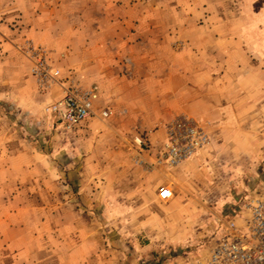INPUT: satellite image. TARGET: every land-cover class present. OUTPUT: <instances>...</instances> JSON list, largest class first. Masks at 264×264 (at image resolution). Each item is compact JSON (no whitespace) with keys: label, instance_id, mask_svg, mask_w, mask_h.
Wrapping results in <instances>:
<instances>
[{"label":"rangeland","instance_id":"374dc122","mask_svg":"<svg viewBox=\"0 0 264 264\" xmlns=\"http://www.w3.org/2000/svg\"><path fill=\"white\" fill-rule=\"evenodd\" d=\"M16 1L10 16L0 14L2 30L10 31V25L20 28L24 18L57 6L55 0ZM65 1L88 24L110 25L116 19L99 13L118 9L127 12L126 18H120L125 26L141 20L149 25L166 18L171 37L172 33L176 37L168 47L155 50L154 68L160 74L158 79L170 78L166 101L174 98L203 113L197 118L211 122V144L176 167L151 164L153 158L147 155L142 157L148 163L141 164L134 136L162 133L168 121L182 114L162 120L146 114L137 130L118 129L111 118L102 120L100 128L92 129L90 122L67 128L46 110L60 97L58 88L40 96L32 78L24 103L22 99L10 101L8 43L0 45V154L5 158L11 152L21 154L20 143H24L30 148L25 167L47 171L46 234L51 238L59 229L71 235L84 230L88 239L94 238L95 248L106 254V264H197L214 240L217 216L235 208L240 196L264 178V97L259 92L261 82L254 78L264 69V49L246 44L249 35L251 39L261 37L246 31L262 24L258 13L263 12L264 1L111 0L109 6L106 0ZM167 13L172 17H165ZM239 40L242 43L237 44ZM138 51L145 53L146 49ZM144 66L140 62L137 70ZM219 72L221 80H211ZM239 89L245 92L242 96L255 99L256 107L248 110L244 105L240 112L222 113L213 124L205 114L219 109L220 100L226 98L220 96L224 90ZM11 135L21 140L14 148L7 144ZM8 165L10 161L0 160V170ZM74 169L75 174L62 176L58 188L50 182L59 178H50L55 171ZM76 170L82 174L78 176ZM163 185L173 190L169 200L159 197ZM12 195L0 194V202ZM58 201L63 204L59 202L55 209ZM30 212L37 215L38 209ZM75 227L77 230L71 229Z\"/></svg>","mask_w":264,"mask_h":264},{"label":"crops","instance_id":"0c3cea01","mask_svg":"<svg viewBox=\"0 0 264 264\" xmlns=\"http://www.w3.org/2000/svg\"><path fill=\"white\" fill-rule=\"evenodd\" d=\"M106 2L108 6L111 5V0ZM13 3V0L12 4L10 0H0V14L10 16V10L16 6ZM55 3L57 6L50 12H46L49 14L37 13L33 18H24V26L22 24L21 30L10 25V31H5L2 30L4 23H0V45L5 47L10 43V101L16 102L22 99L24 103L25 97L30 94L31 78L35 82L30 74L27 58L16 47L17 43L28 37L52 50L53 58L62 67L64 74L75 76L86 86L99 85L100 98L96 102V114L79 124L86 125L90 122L91 128L95 129L103 126L102 120L107 121L111 118L109 120H113L118 129L137 130V127L143 126L146 114L153 113L155 120L175 117L178 114H189L195 118L203 115L196 109L180 105L172 97L166 101L170 78L164 76L158 79L160 74L154 68L157 62L153 59L156 49L165 48L168 42L176 37L175 33H172L171 37V26L167 25L169 21L166 18L162 21H151L152 24L149 25H147L148 22L144 23L141 20L138 24H131V27L130 24L128 26L121 24L123 21L120 18L127 17L124 9L111 10V12L100 10L103 11L99 13L102 16L116 20L110 25H98L93 22L88 24L79 20L80 11L72 10L74 7L69 9L65 0H55ZM133 16L137 17V15ZM156 16L159 15L154 17ZM164 16L172 17L168 13ZM258 17L263 18L262 24H256L252 27L253 30L247 27L246 33H259L261 37L255 39L253 36L251 39L249 35L246 44L250 48L264 49V6L263 12H259ZM78 21L80 24L77 23ZM159 22L161 24L158 25ZM236 43L242 42L239 40ZM140 49H146V52L141 53L138 51ZM251 60L253 64H256L253 59ZM142 61L145 66L138 71V64ZM221 74V72L213 74L211 80H221L219 78ZM254 78L257 82H261L259 92L264 97V69L261 73H256ZM36 90L40 96L49 93L42 91L37 84ZM7 93L2 92V94ZM244 93L240 89L233 92L224 90L220 96L226 98L220 100L219 109L206 113L205 116L215 124L222 113L240 112L244 105L251 110L256 101L242 96ZM103 108L111 109L113 114L108 118L101 117L99 112ZM197 119L208 121L203 118ZM60 124L63 123L60 122ZM209 129L212 135L211 122H209ZM157 132L153 136H149L146 132L137 133L134 136H142L152 145L150 150L146 149L142 153L144 156H151L149 157L151 159L156 152V145L164 138L165 129L162 133L160 130ZM10 138H12L10 143L7 142L10 147L14 148L15 144L21 142L16 135H11ZM133 144L137 148L134 141ZM20 145L21 154L11 152L6 156L7 158L0 154V160L10 161L8 169L0 170V194H14L0 202V264H106L108 261L106 254L95 248L94 238L88 239V233L84 230L71 235L59 229L52 238L51 235L46 234L47 171L25 167L29 160L30 148H27L24 143ZM54 173L50 174V178L53 176L59 178L50 179V182L58 188L63 184L62 176L75 174V169L65 173L57 170ZM76 173L78 176L82 174L80 170H76ZM59 202L53 205H56L55 209ZM31 209H38V214L32 215ZM71 229L77 230V227ZM88 258L91 259L88 260Z\"/></svg>","mask_w":264,"mask_h":264},{"label":"built area","instance_id":"2783aa9c","mask_svg":"<svg viewBox=\"0 0 264 264\" xmlns=\"http://www.w3.org/2000/svg\"><path fill=\"white\" fill-rule=\"evenodd\" d=\"M29 63L30 72L37 86L44 92L54 87L60 97L46 110L56 116L67 128H72L96 114V102L100 98L98 84L83 85L75 76L66 75L53 58L52 50L24 38L16 46ZM100 116L113 114L109 108L100 109ZM163 140L156 145L154 164L171 168L194 157L212 141L209 123L189 115H178L165 124ZM137 145V161L146 164L142 153L152 145L142 136L134 137ZM173 190L163 185L159 197L168 200ZM236 207L222 213L216 219L214 240L207 254L197 264H264V178L240 196Z\"/></svg>","mask_w":264,"mask_h":264}]
</instances>
